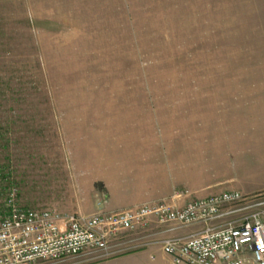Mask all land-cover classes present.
I'll return each mask as SVG.
<instances>
[{
  "label": "rangeland",
  "instance_id": "rangeland-1",
  "mask_svg": "<svg viewBox=\"0 0 264 264\" xmlns=\"http://www.w3.org/2000/svg\"><path fill=\"white\" fill-rule=\"evenodd\" d=\"M221 99L264 109V0H0V205L14 186L24 208L93 214L94 161L110 144L129 166L163 163L201 116L213 128L244 105ZM240 193L237 216L264 203V186ZM151 256L84 264H169Z\"/></svg>",
  "mask_w": 264,
  "mask_h": 264
},
{
  "label": "built area",
  "instance_id": "built-area-1",
  "mask_svg": "<svg viewBox=\"0 0 264 264\" xmlns=\"http://www.w3.org/2000/svg\"><path fill=\"white\" fill-rule=\"evenodd\" d=\"M191 196L175 191L124 210L63 215L22 207L9 187L0 205V264L99 263L142 251L153 260L161 252L169 264H264V203L237 216L246 209L238 191L186 201Z\"/></svg>",
  "mask_w": 264,
  "mask_h": 264
},
{
  "label": "crops",
  "instance_id": "crops-1",
  "mask_svg": "<svg viewBox=\"0 0 264 264\" xmlns=\"http://www.w3.org/2000/svg\"><path fill=\"white\" fill-rule=\"evenodd\" d=\"M241 102L244 105L240 108L216 112L213 128L208 126L206 115L201 116L198 132L190 130V134L194 133L192 137L167 145L163 163L150 155H141L135 159V167L129 166V161L134 159H129L126 150L117 144H110L108 156L94 161L92 179L95 185L102 184L104 194L101 204L95 205L92 213L100 209H128L168 197L177 189L189 190L199 196L196 198L209 197L207 194L212 192L258 191L264 186V109L256 110L247 102ZM147 146L143 144L144 149ZM231 164L244 169V177L236 181L213 176V171L219 172ZM253 168L261 169L257 177L250 175Z\"/></svg>",
  "mask_w": 264,
  "mask_h": 264
}]
</instances>
